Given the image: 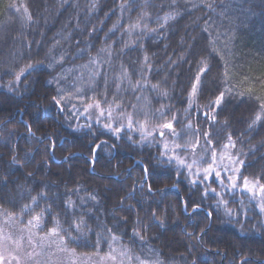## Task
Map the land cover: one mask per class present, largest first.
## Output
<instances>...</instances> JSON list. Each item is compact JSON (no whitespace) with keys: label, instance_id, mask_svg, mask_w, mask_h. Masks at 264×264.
I'll use <instances>...</instances> for the list:
<instances>
[{"label":"trees","instance_id":"1","mask_svg":"<svg viewBox=\"0 0 264 264\" xmlns=\"http://www.w3.org/2000/svg\"><path fill=\"white\" fill-rule=\"evenodd\" d=\"M202 67L205 109L193 119ZM91 102L115 119L88 120ZM261 104L264 0H0V207L27 215V206L79 251L264 264L258 193L193 177L136 125L186 130L191 119L200 166L228 146L243 161L240 182L262 186Z\"/></svg>","mask_w":264,"mask_h":264},{"label":"rangeland","instance_id":"2","mask_svg":"<svg viewBox=\"0 0 264 264\" xmlns=\"http://www.w3.org/2000/svg\"><path fill=\"white\" fill-rule=\"evenodd\" d=\"M19 8L23 11L22 7ZM188 106V115L193 119L205 109L198 102L197 93L195 96L190 95ZM82 112L88 120H99L106 116L112 120L115 119V115L111 111L102 108L95 102L86 104ZM189 124H193L191 119H187L186 130L173 126L174 131L159 126L152 128L144 122H139L136 125L143 131L146 139L153 140L154 135L158 133L160 136L158 140L168 156H178L185 161L186 165H192L191 169L188 167L187 169L193 177L199 174L205 175L204 169L211 166L213 171L208 175V178L214 177L225 189L228 187L232 190L240 188L249 191L252 195L257 192L258 203L262 209L264 191H261V186L250 181H247V187H245V181L240 182V163L238 158L233 155L231 147L226 146L220 152L213 153L210 163L203 166L198 164L196 146L199 139L198 136L195 140L194 137H190V134L186 135L192 129L188 127ZM161 132L164 133L163 136L160 135ZM182 147H186V149L182 150ZM194 161L195 163H193ZM236 169L239 171L237 172ZM216 172L220 173L219 177L216 176ZM233 183L235 187H233ZM25 212L28 214L7 211L0 207V264H159L152 259L138 256L133 258L124 249L116 246L106 252L79 251L68 244L67 236L60 229L56 228V235L50 233L51 229H45L42 217L39 225L35 221L29 224V221L39 214H30L31 209H26ZM62 240L63 242H61Z\"/></svg>","mask_w":264,"mask_h":264},{"label":"snow or ice","instance_id":"3","mask_svg":"<svg viewBox=\"0 0 264 264\" xmlns=\"http://www.w3.org/2000/svg\"><path fill=\"white\" fill-rule=\"evenodd\" d=\"M16 10L19 11L18 8H17ZM29 19H30V17H29ZM31 67H32L31 65L28 66L29 69H30ZM24 71H25L24 69H21L20 72L16 75V80H17V81L20 80V76L24 74ZM207 71H209V69H208L207 67H202V68L200 69L199 73L196 75V77H195V82H194V83L192 84V86H191V96H195V95H196V93H197V91H198V87H199V85H200V83H201V76L204 75ZM224 97H225V92H224V91H221V92L219 93V95L216 97L215 101L213 102V105H214L215 107L220 106V105L222 104V102L224 101ZM62 99H63L62 96L60 97V99H56L55 97H53V102L56 103L57 105H59V104H60V100H62ZM97 106H98V105H97ZM89 107H91V105H89ZM260 108H261V109H264V104H261V105H260ZM101 114H103V113H101ZM212 119H215V117H212ZM261 119H262L261 115L257 114L256 117H255V119H254V120L252 121V123L249 125V127H252L253 125H255V124H256L258 121H260ZM173 120H175V117H173ZM128 126H129L130 128L132 127V125H131V121L129 122V125H128ZM105 127H106V128H109L110 130H112V131L114 132V134L119 133L120 131H122V128H115V129H112V126H111L110 124L105 125ZM159 127H161V128H166V129H169V130H173V131H174L172 122L164 123V124L160 125ZM188 127L190 128L191 125L189 124ZM29 131H31V126H29ZM149 134H150V133H149ZM160 135L163 136L164 133L161 132ZM207 135H208V134L206 133L205 136H207ZM229 141H231V137H230V136H229ZM233 146H234V145H233ZM96 147H99V145H97ZM166 147H167V146H166ZM177 147H180V145H177ZM213 158H214V157H213ZM173 159L177 160L180 166L188 167L189 169H191V167H192V165H186V164H185V161L182 160V159H180L178 156L169 157V161H170V162H171V160H173ZM12 162H13V163H16L15 158H13V161H12ZM193 163H195V161H194ZM239 163L242 165V164H243V161H239ZM144 171H145V174H146V176H147V171H148V170H147V169H144ZM212 171H213V169L211 168V166H209V168H207V169H204V172H205V177H204V178L207 179V178H208V175H209ZM236 171L238 172L239 169H236ZM219 175H220V173H219V172H216V176L219 177ZM221 182H222V181H221ZM193 183H195V181H193ZM233 187H235V184H234V183H233ZM245 187H247V181H245ZM148 190L151 191V185H149ZM212 191H215V189H213ZM261 191H264V185L261 186ZM205 194H206V193H205ZM41 195H44V194L41 193ZM92 198L95 199V197H92ZM33 202H34V203L36 202V198H35V197L33 198ZM69 203H71V202L69 201ZM25 209H27V206H25ZM193 210L195 211L196 208L194 207ZM262 211H264V206H262ZM152 215H153V218H154V219H158V218L156 217V213H155V212H153ZM40 220H41V216H40V215H37V216L33 217L32 220L29 221V224H32L33 221H35L36 224L39 225ZM78 229H79V226L77 225V230H78ZM50 233H51L52 235H56V234H57V232H56V228L51 229V230H50ZM134 234L138 235V233H134ZM114 238H115V237H114ZM61 242H63V240H62ZM113 259H115V258L113 257Z\"/></svg>","mask_w":264,"mask_h":264},{"label":"water","instance_id":"4","mask_svg":"<svg viewBox=\"0 0 264 264\" xmlns=\"http://www.w3.org/2000/svg\"><path fill=\"white\" fill-rule=\"evenodd\" d=\"M197 208H199V207H197Z\"/></svg>","mask_w":264,"mask_h":264}]
</instances>
